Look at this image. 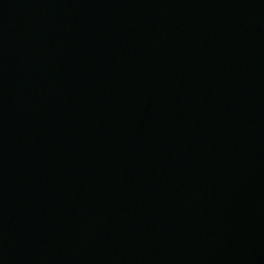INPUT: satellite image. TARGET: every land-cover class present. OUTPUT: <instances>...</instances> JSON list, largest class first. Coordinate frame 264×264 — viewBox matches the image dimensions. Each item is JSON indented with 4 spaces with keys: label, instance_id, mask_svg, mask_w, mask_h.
Wrapping results in <instances>:
<instances>
[{
    "label": "water",
    "instance_id": "obj_1",
    "mask_svg": "<svg viewBox=\"0 0 264 264\" xmlns=\"http://www.w3.org/2000/svg\"><path fill=\"white\" fill-rule=\"evenodd\" d=\"M0 264H264V0H0Z\"/></svg>",
    "mask_w": 264,
    "mask_h": 264
}]
</instances>
